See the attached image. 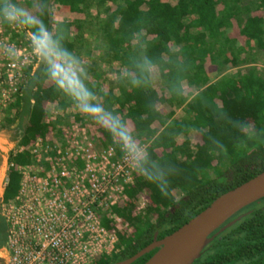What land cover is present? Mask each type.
Segmentation results:
<instances>
[{
    "label": "trees",
    "instance_id": "obj_1",
    "mask_svg": "<svg viewBox=\"0 0 264 264\" xmlns=\"http://www.w3.org/2000/svg\"><path fill=\"white\" fill-rule=\"evenodd\" d=\"M68 15L53 20L52 4ZM33 11H17L16 0H0V13L16 11L34 41L47 34L50 54L39 63L9 106L0 130L15 127L17 146L9 154L0 203L19 188L18 166L32 160L30 147L46 133L47 108L60 110L82 102L52 77L53 57L72 55L89 94L87 103L108 120L98 140L118 152L127 140L147 143L127 200L110 212L130 226L118 234L120 251L94 264H113L133 256L154 235L161 239L179 228L222 193L264 171V0H32ZM90 26L91 41L85 39ZM115 79L100 86L107 73L86 67L85 45ZM88 52V51H86ZM87 54V53H85ZM94 61V60H93ZM60 65V64H58ZM215 71V80L211 73ZM182 114L174 118L177 110ZM171 119V120H170ZM118 126L113 129V123ZM19 131V133H18ZM197 133L199 140L191 141ZM143 191L142 211L134 199ZM161 192L167 193L166 196ZM233 225L214 237L191 264H264V197L238 211ZM0 217L1 214H0ZM106 219V216H103ZM153 249L130 264H143ZM5 256V244L0 245Z\"/></svg>",
    "mask_w": 264,
    "mask_h": 264
},
{
    "label": "built area",
    "instance_id": "obj_2",
    "mask_svg": "<svg viewBox=\"0 0 264 264\" xmlns=\"http://www.w3.org/2000/svg\"><path fill=\"white\" fill-rule=\"evenodd\" d=\"M8 13H0V124L28 80L26 71L39 63L28 29ZM59 113L47 108L46 133L33 140L31 162L18 166V191L0 203L6 224L0 264H94L116 253L118 234L131 230L110 208L126 202L143 145L126 140L118 152L112 145L98 149L85 125L60 122ZM23 150L16 145L11 152Z\"/></svg>",
    "mask_w": 264,
    "mask_h": 264
},
{
    "label": "water",
    "instance_id": "obj_3",
    "mask_svg": "<svg viewBox=\"0 0 264 264\" xmlns=\"http://www.w3.org/2000/svg\"><path fill=\"white\" fill-rule=\"evenodd\" d=\"M264 197V171L222 193L172 233L153 241L133 256L113 264H130L138 257L158 249L143 264H191L214 237L233 225V217L247 205Z\"/></svg>",
    "mask_w": 264,
    "mask_h": 264
},
{
    "label": "rangeland",
    "instance_id": "obj_4",
    "mask_svg": "<svg viewBox=\"0 0 264 264\" xmlns=\"http://www.w3.org/2000/svg\"><path fill=\"white\" fill-rule=\"evenodd\" d=\"M16 1L18 2V7H19L17 9V11L20 10L25 15H27L29 13V11L30 12L33 11L32 5L29 4V2L32 0H16ZM171 1L175 2L176 0H171ZM56 5L57 4L54 1L52 4L53 17H57ZM20 11H19V14H20ZM89 28H90V26H86L85 29H87V30L84 33H85V39L91 41V35H89V33H90ZM92 47H93L92 44L84 46L85 50H83V54H82L83 59H84L83 61L86 64L87 68H90V66L93 63H95V64H97L98 68L103 69L104 71H107V73L102 76V80H104V81H102L100 83V86L105 88L106 85L110 84L109 82L111 80L115 79L114 71L116 69L117 70H121V69H119L118 64L115 63L114 67H113L114 70L109 71L107 69V66L100 59L95 58L94 55L91 54V48ZM86 51H88V52H86ZM85 53H87V54H85ZM262 59H264V57ZM52 62L54 65H58V64L63 65L65 67V69L70 71V72L71 71L76 72L78 70H82V68L79 65H77V63H76L75 59L72 57V55L68 56L67 58H61V59L54 56ZM258 65L263 68L264 67L263 61L259 62ZM215 78H216V73H215V71H213L211 73V79L215 80ZM28 79H29V77H28ZM52 106L57 108V110L59 109V107L55 104ZM67 111L68 112H63V111L61 112L59 109V112L62 113V114L59 113V115L60 116L63 115L60 117V122L68 123L69 121H73L74 119H76V121L78 123L85 125V127L89 131H91V138L95 142L97 148L98 149L102 148L103 145L98 140V128L100 127L102 122L108 120V116L105 115L103 112H99L96 114H85L83 111H81L79 109L78 104H76L75 106L69 107L67 109ZM181 114H182V111L180 109H178L177 112L175 113L174 118H178ZM15 127H16V125H13L11 127V129L9 128V129L0 130V198L2 195V191H3L5 179H6V173H7L6 154L8 152V148H10L11 145L13 144V139L16 136ZM190 138H191V141L193 143H196L199 140V136L197 133H192L190 135ZM146 145H147V143L143 144V148H145ZM142 201H144L146 203V199H145V195H144L143 191L139 192L138 195L136 196V198L134 199L135 208L139 207L140 203ZM143 209H139V210L135 209V211L139 212V211H142ZM130 231H125V232H120V233L127 234ZM5 232H6V224L3 220V218L0 217V245L2 244V240H3V242L5 241Z\"/></svg>",
    "mask_w": 264,
    "mask_h": 264
},
{
    "label": "clouds",
    "instance_id": "obj_5",
    "mask_svg": "<svg viewBox=\"0 0 264 264\" xmlns=\"http://www.w3.org/2000/svg\"><path fill=\"white\" fill-rule=\"evenodd\" d=\"M10 16L15 18L18 13L14 10L9 13ZM34 45L36 51L42 56H49L50 54V45L47 39V34L37 36L34 40ZM52 77L54 80H57L59 85L67 90L71 95H73L77 100L82 102V110L85 114H96L100 112L98 107H94L91 104L87 103L89 99V94L87 90L83 87L82 83L79 80V77L74 71H68L63 65H55L52 70ZM118 126V121L113 123V129ZM124 140L128 139V136L124 133H120ZM161 195L166 196L167 193L161 192Z\"/></svg>",
    "mask_w": 264,
    "mask_h": 264
},
{
    "label": "flooded vegetation",
    "instance_id": "obj_6",
    "mask_svg": "<svg viewBox=\"0 0 264 264\" xmlns=\"http://www.w3.org/2000/svg\"><path fill=\"white\" fill-rule=\"evenodd\" d=\"M18 133H19V131H18ZM18 138H19V136L16 135V136L14 137V139H13V144L11 145L10 148H8V152H7L8 155L6 154V163L8 162V158H9V156H10L9 154L11 153L12 149H13V148L16 146V144H17ZM153 237H156V240H160V239L157 238V233H156V232L154 233ZM153 237H152L151 242L153 241ZM151 242H150V243H151ZM150 243H149V244H150ZM153 249H156V250H157L158 247H155V248H153ZM153 249H152V250H153ZM156 250H155V251H156ZM118 251H120V248H119ZM118 251H117V252H118ZM155 251H154V252H155ZM117 252H116V253H117Z\"/></svg>",
    "mask_w": 264,
    "mask_h": 264
},
{
    "label": "crops",
    "instance_id": "obj_7",
    "mask_svg": "<svg viewBox=\"0 0 264 264\" xmlns=\"http://www.w3.org/2000/svg\"><path fill=\"white\" fill-rule=\"evenodd\" d=\"M57 11V17H54L53 20L55 22H58V21H62L64 19H67L68 18V15L66 14H62L60 11L56 10Z\"/></svg>",
    "mask_w": 264,
    "mask_h": 264
}]
</instances>
